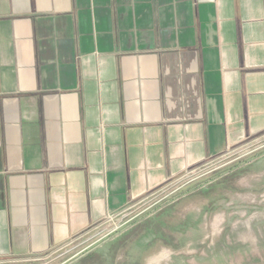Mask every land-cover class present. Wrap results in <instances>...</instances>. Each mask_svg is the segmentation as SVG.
Instances as JSON below:
<instances>
[{
  "label": "crops",
  "instance_id": "0c3cea01",
  "mask_svg": "<svg viewBox=\"0 0 264 264\" xmlns=\"http://www.w3.org/2000/svg\"><path fill=\"white\" fill-rule=\"evenodd\" d=\"M262 139L264 0H0V264Z\"/></svg>",
  "mask_w": 264,
  "mask_h": 264
},
{
  "label": "rangeland",
  "instance_id": "374dc122",
  "mask_svg": "<svg viewBox=\"0 0 264 264\" xmlns=\"http://www.w3.org/2000/svg\"><path fill=\"white\" fill-rule=\"evenodd\" d=\"M20 264H264V139Z\"/></svg>",
  "mask_w": 264,
  "mask_h": 264
},
{
  "label": "built area",
  "instance_id": "2783aa9c",
  "mask_svg": "<svg viewBox=\"0 0 264 264\" xmlns=\"http://www.w3.org/2000/svg\"><path fill=\"white\" fill-rule=\"evenodd\" d=\"M203 168V167H202ZM202 168L199 169H192V170H188L186 171L181 177H179L174 184L180 183L186 179H194V178H199L201 176V171ZM163 190H160L159 192H162Z\"/></svg>",
  "mask_w": 264,
  "mask_h": 264
}]
</instances>
